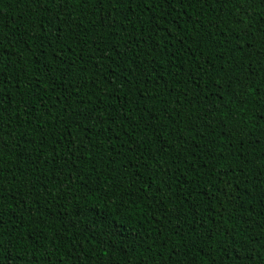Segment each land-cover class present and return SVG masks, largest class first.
I'll use <instances>...</instances> for the list:
<instances>
[{"label":"trees","instance_id":"16d2710c","mask_svg":"<svg viewBox=\"0 0 264 264\" xmlns=\"http://www.w3.org/2000/svg\"><path fill=\"white\" fill-rule=\"evenodd\" d=\"M0 240L264 264V0H0Z\"/></svg>","mask_w":264,"mask_h":264},{"label":"snow or ice","instance_id":"6c2138e0","mask_svg":"<svg viewBox=\"0 0 264 264\" xmlns=\"http://www.w3.org/2000/svg\"><path fill=\"white\" fill-rule=\"evenodd\" d=\"M77 2H79V0H77ZM83 2L86 6H89L91 4L92 0H83ZM112 7H113V9H115L116 4L113 3ZM105 23H107V21H105ZM118 55H119V53H118ZM2 245H3V240H0V258L3 257Z\"/></svg>","mask_w":264,"mask_h":264}]
</instances>
